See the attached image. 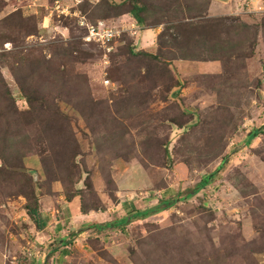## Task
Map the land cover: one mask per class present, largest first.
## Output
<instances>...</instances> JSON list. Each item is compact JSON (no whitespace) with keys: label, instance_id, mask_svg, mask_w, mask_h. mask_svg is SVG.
<instances>
[{"label":"rangeland","instance_id":"obj_1","mask_svg":"<svg viewBox=\"0 0 264 264\" xmlns=\"http://www.w3.org/2000/svg\"><path fill=\"white\" fill-rule=\"evenodd\" d=\"M225 1L0 0V264H264V133L246 147L264 126V0ZM105 2L124 15L104 20ZM98 21L123 30L110 52L85 40ZM189 21L195 61L158 43ZM74 201L136 213L98 232Z\"/></svg>","mask_w":264,"mask_h":264},{"label":"trees","instance_id":"obj_2","mask_svg":"<svg viewBox=\"0 0 264 264\" xmlns=\"http://www.w3.org/2000/svg\"><path fill=\"white\" fill-rule=\"evenodd\" d=\"M104 7L105 8L107 7L106 8V15H105L106 18H104V20L105 19L109 20L113 17L117 18L119 16L124 15L123 12H120L117 15L111 17V14L113 11L118 9V7L122 8L123 6H118L117 8H115L114 6L112 7L111 5H109L108 2H105ZM143 12H144V9L138 4L137 1H134L133 7L131 8V10H129L126 13L132 15L133 20L138 25H140L142 28H145L144 24H145L146 20H145V17L143 16V14H144ZM99 23H101V21H98L96 24H93V25L97 26ZM173 28L178 30L179 32L177 34H170V35L161 34V35H159L158 43H159V47H161V49H172V48L180 49L182 46V49L184 50V52H181L182 55L180 56V58L182 60L195 61L196 57H193V56H196V53H198V51H199L198 56H201L203 54L202 51L203 50L205 51V48L207 47L206 43H202L201 46H197L195 48H191L190 45H188L187 43L184 44V39H185L187 30H190V32L193 31L194 29L197 28L196 24L190 23V21H189L187 23L174 26ZM237 41L242 42V39H238ZM127 50L131 51L129 46L127 47ZM144 56H147L152 61H158V59H159L158 56H151V55H146V54ZM177 83L178 82H176V85H177ZM188 116L191 117L192 115H188ZM190 119L192 120V118H190ZM187 125H188V123L186 124V123L182 122L178 126L184 128ZM189 126H191L192 129H194L195 126H197V125H189ZM263 133H264V126L260 127L259 129L254 130L248 137V140L246 142V147L251 146L252 142L255 139H257L259 136H261ZM162 148H164V150L162 152L164 156L162 159H159L158 158L159 156H157L156 160L159 161L161 166L167 167V163L171 161L170 160L171 154H170L167 146L164 145V146H162ZM182 161H184L183 163L188 164V161L187 162L185 160H182ZM227 161H228V156L223 160V163L221 164L222 169L224 168V165L227 163ZM210 182H211V178H207V179L201 181L198 186H196L193 190H190L186 194L184 199H189V198L197 195L201 190L205 189L210 184ZM39 191H40V188L34 186L33 195L31 196V198H29V204L26 206V210H27L29 217L36 224L37 228L39 230H42L43 228H45L46 222L43 221L41 218L40 201L38 199ZM77 196H80V195L75 194V196H72V198L77 197ZM113 197L115 199L117 198V196L115 194L113 195ZM175 203L176 202L171 201V200H166V201L164 200L163 206L161 204H158V205H156V206H154L148 210H145L144 212L142 211L136 215L147 217V216H151L152 214H159L161 212L169 210L172 206L175 205ZM83 204H84V202H82V207H81L83 214H89L93 210L96 212H99V211H104L106 209V207L104 205H100L99 207H95V208H90L88 206L85 207ZM130 217L131 216H127L126 218H123L122 220H120L117 223H108L105 225H95V226H93V228H95V230H97L98 232H102L105 229L112 228V226L114 224H117V227H120V226L127 224Z\"/></svg>","mask_w":264,"mask_h":264},{"label":"crops","instance_id":"obj_3","mask_svg":"<svg viewBox=\"0 0 264 264\" xmlns=\"http://www.w3.org/2000/svg\"><path fill=\"white\" fill-rule=\"evenodd\" d=\"M215 2H217L218 4L217 5H221V6H217L219 9H224V10H226V6H227V2L225 1V0H215ZM219 3H221V4H219ZM112 27H114V26H112ZM114 28H117V27H114ZM151 33H153V31H145L144 32V36H143V39L144 40H150V39H152V35L154 34H152L151 35ZM177 170L178 171H181L182 173H183V175H184V173L186 174V170L182 167V166H179V167H177ZM182 173H181V175H182ZM159 192H163V197L164 198H168V196H169V194H171V193H173V191L171 190V189H169V188H166V189H164V190H162V191H158V193ZM160 195V194H159ZM149 200L150 201H148V202H151V200L153 201L154 200V196H153V198L151 197V198H149ZM142 203V202H141ZM140 203V204H141ZM71 205H76V214L74 215V218H76V220H78V222L79 223H89V224H91V225H105L104 223H109L110 222V220H104L103 218H105V216L107 215V216H109V215H111V212H110V209H108V206H106V209L104 210V211H99V212H90L89 214H82V213H80L78 210H79V208H78V204H77V202L76 201H74L73 203H71ZM137 204L135 203V206H136ZM122 207L123 208H125L126 209V207H127V205H126V202H124L123 204H122ZM154 207V206H153ZM151 208V207H150ZM149 209V208H148ZM147 209V210H148ZM127 210V209H126ZM78 212L80 213V215L78 214ZM134 213H136V212H129V211H127V213H125V216L127 217V216H131L132 217V215H134ZM107 216H106V218H107ZM125 216H123L124 218H125ZM113 218V217H112ZM123 219V218H122ZM138 219V218H137ZM136 219V220H137ZM111 223V222H110Z\"/></svg>","mask_w":264,"mask_h":264},{"label":"built area","instance_id":"obj_4","mask_svg":"<svg viewBox=\"0 0 264 264\" xmlns=\"http://www.w3.org/2000/svg\"><path fill=\"white\" fill-rule=\"evenodd\" d=\"M245 5L248 6L249 4ZM244 6L242 7L244 8ZM122 32L123 30L107 27L103 23H99L97 26L88 25L85 40L90 43H95L103 49H106L107 52H110L112 50V47L110 48L111 43L120 38ZM106 83L109 84L110 82L107 81Z\"/></svg>","mask_w":264,"mask_h":264}]
</instances>
